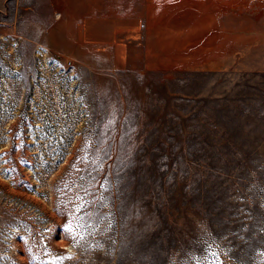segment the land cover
I'll use <instances>...</instances> for the list:
<instances>
[{"label":"rangeland","instance_id":"rangeland-1","mask_svg":"<svg viewBox=\"0 0 264 264\" xmlns=\"http://www.w3.org/2000/svg\"><path fill=\"white\" fill-rule=\"evenodd\" d=\"M0 264H264V0H0Z\"/></svg>","mask_w":264,"mask_h":264},{"label":"snow or ice","instance_id":"snow-or-ice-1","mask_svg":"<svg viewBox=\"0 0 264 264\" xmlns=\"http://www.w3.org/2000/svg\"><path fill=\"white\" fill-rule=\"evenodd\" d=\"M69 231H71V229H69Z\"/></svg>","mask_w":264,"mask_h":264}]
</instances>
